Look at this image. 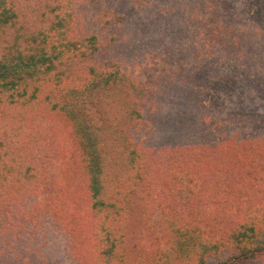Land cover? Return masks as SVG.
I'll return each mask as SVG.
<instances>
[{
	"label": "trees",
	"instance_id": "1",
	"mask_svg": "<svg viewBox=\"0 0 264 264\" xmlns=\"http://www.w3.org/2000/svg\"><path fill=\"white\" fill-rule=\"evenodd\" d=\"M163 15L181 16L190 50L152 49ZM258 25L264 0H0V264H264ZM236 93V114L207 127L196 98ZM50 113L71 125L103 215L75 255L46 226Z\"/></svg>",
	"mask_w": 264,
	"mask_h": 264
},
{
	"label": "rangeland",
	"instance_id": "2",
	"mask_svg": "<svg viewBox=\"0 0 264 264\" xmlns=\"http://www.w3.org/2000/svg\"><path fill=\"white\" fill-rule=\"evenodd\" d=\"M246 3L252 0H241ZM248 12V11H247ZM181 14V13H180ZM148 17H151L150 14ZM181 16L176 19H171L169 21V17L164 16L163 18H158V21L153 19L154 29L151 28L149 30V34L154 39L151 41L152 49H157L162 51L163 44L167 43L171 45L175 51H187L190 50L191 47L185 48L189 43L183 37L178 39V35L180 33L179 25H180ZM244 21H247V26H254L255 20L250 15V12L244 13L243 17ZM178 22V28H175V22ZM261 26L258 25L257 31L259 33H264L262 31ZM165 34V35H164ZM262 39V37H261ZM264 45V44H263ZM230 50V49H228ZM234 51H232L233 53ZM264 66V62L261 63ZM225 94H221L219 100L222 105L215 106L216 108L211 109L212 102L214 96L212 98L205 97V94L199 95L196 100L199 104L205 105L208 108L205 114L209 117L206 123V126H210V129L215 130L217 128L216 125L222 123L226 119L227 108H231L230 111L232 114L234 113V109L237 108L239 103V97L236 93V100H228ZM205 101V102H204ZM226 102L228 103L226 105ZM219 109V110H218ZM47 123L50 126L51 133L44 134V139L52 140L54 137L56 140L55 149L57 151L54 159L49 164L48 173L49 175H55L58 177V182L55 183V186L52 187L50 192H54L51 194V202L49 208L51 211V219L48 218L49 224L46 223L47 227H50L53 232V242L57 247H65V244L68 243V247L62 249L63 252L67 253L69 248H73L74 255L75 252L82 248L83 245H87V237L92 234L93 226H97V224L102 220L103 215L99 212V214H95V211H90V198L89 193L86 189V176L84 175V171L82 168V164L79 161L78 156L79 150L76 148L73 139V129L68 121L65 120L64 117L50 113L46 117ZM212 126V127H211ZM222 132H227L226 128L220 129ZM211 131V130H210ZM209 131V132H210ZM219 131L215 132L213 135L210 133L212 137L218 139ZM219 140V139H218ZM170 143L169 140L166 141ZM62 177V180H61ZM3 193V190H0V194ZM117 218H120V215H117ZM151 222H155L156 219L153 217L150 218ZM140 228V232H141ZM139 232V233H140ZM139 236V235H138ZM149 236V235H148ZM153 236V235H152ZM154 241V238L152 239ZM91 255H87L85 264H93Z\"/></svg>",
	"mask_w": 264,
	"mask_h": 264
}]
</instances>
